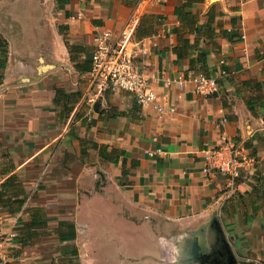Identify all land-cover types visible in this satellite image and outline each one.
Returning <instances> with one entry per match:
<instances>
[{"label": "crops", "instance_id": "1", "mask_svg": "<svg viewBox=\"0 0 264 264\" xmlns=\"http://www.w3.org/2000/svg\"><path fill=\"white\" fill-rule=\"evenodd\" d=\"M136 2L0 0V264H195L219 238L264 264V0H151L136 61L162 110L125 91L90 110L93 33ZM200 52L215 94L164 83ZM219 130L257 158L234 186L202 172Z\"/></svg>", "mask_w": 264, "mask_h": 264}, {"label": "built area", "instance_id": "2", "mask_svg": "<svg viewBox=\"0 0 264 264\" xmlns=\"http://www.w3.org/2000/svg\"><path fill=\"white\" fill-rule=\"evenodd\" d=\"M150 1L137 0L133 12L117 30L98 26L93 33V50L86 75V90L82 96V102L90 110L106 92L115 91L130 93L140 106L150 105L162 110L151 76L136 61L146 50L136 37V31L144 6ZM220 73L226 75L227 71L222 69ZM164 83L177 87L189 84L193 92L204 96L213 95L219 89L218 77L206 74L198 66L190 67L177 76L165 77ZM201 151L204 157L202 172L206 175L220 173L227 178L230 186L238 180L249 179L257 163L256 156L244 152L233 136L224 130H219L218 141L214 145Z\"/></svg>", "mask_w": 264, "mask_h": 264}, {"label": "water", "instance_id": "3", "mask_svg": "<svg viewBox=\"0 0 264 264\" xmlns=\"http://www.w3.org/2000/svg\"><path fill=\"white\" fill-rule=\"evenodd\" d=\"M98 102L94 104L96 110ZM219 229V228H218ZM220 242L212 253H202L198 255L195 264H213L214 261H221L220 264H250L249 262H242L237 260L235 254L232 252L228 243L224 238H219Z\"/></svg>", "mask_w": 264, "mask_h": 264}, {"label": "trees", "instance_id": "4", "mask_svg": "<svg viewBox=\"0 0 264 264\" xmlns=\"http://www.w3.org/2000/svg\"><path fill=\"white\" fill-rule=\"evenodd\" d=\"M203 0H184L183 4L178 8L179 11L178 14L180 16H182V13H185L186 15H188V12L184 11V7H189L192 5L193 2H201ZM181 8V9H180ZM213 20V14L210 13L208 16V23H210ZM182 53L178 52L177 55H181ZM198 66V68H200L202 71H204L206 74H208L205 70V61H204V53L200 52L198 54V56L196 57V59L192 62L191 67H196ZM251 155H254L253 153H249Z\"/></svg>", "mask_w": 264, "mask_h": 264}, {"label": "rangeland", "instance_id": "5", "mask_svg": "<svg viewBox=\"0 0 264 264\" xmlns=\"http://www.w3.org/2000/svg\"><path fill=\"white\" fill-rule=\"evenodd\" d=\"M37 12V10H36V8H33V12L30 14V13H28V14H30V15H34L35 13ZM2 44H3V42H2Z\"/></svg>", "mask_w": 264, "mask_h": 264}, {"label": "flooded vegetation", "instance_id": "6", "mask_svg": "<svg viewBox=\"0 0 264 264\" xmlns=\"http://www.w3.org/2000/svg\"><path fill=\"white\" fill-rule=\"evenodd\" d=\"M220 262L219 261H214L213 264H220Z\"/></svg>", "mask_w": 264, "mask_h": 264}]
</instances>
